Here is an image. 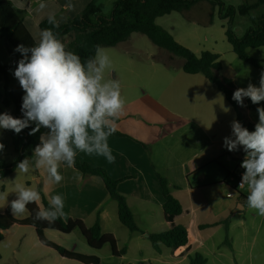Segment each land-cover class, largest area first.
Returning <instances> with one entry per match:
<instances>
[{
  "label": "crops",
  "instance_id": "0c3cea01",
  "mask_svg": "<svg viewBox=\"0 0 264 264\" xmlns=\"http://www.w3.org/2000/svg\"><path fill=\"white\" fill-rule=\"evenodd\" d=\"M10 1L20 11L17 15L22 20L21 37L30 35L34 42H38L42 31L40 23L49 15H54L60 26L80 14L94 0ZM41 3L46 5L42 10L39 8ZM69 4L71 8L66 7ZM13 59V63L7 65L11 67L8 71L9 84L10 74L14 73L17 65L14 56ZM167 69L171 74H180L175 72L176 68ZM185 78L196 80L197 84H173V89L179 91L181 97L173 98L172 95L164 100L142 92L139 99L125 102L123 115L114 123L115 130L124 136L112 134L108 138L115 156L113 163H109L104 156L77 152L81 161L104 168L113 179H123L117 190L125 197L143 233L131 232L121 223L118 204L98 176L83 174L65 163L59 167L63 180L58 184L50 182L47 171L41 167L42 186L37 190L40 200L36 203L41 209L42 195L50 202L53 196L59 194L64 199V220L80 219L87 227H92L99 219L102 233L112 234L118 249L126 250L119 257L111 252L112 258L117 260L107 264H189V255L195 252L205 256L206 264H264L262 249L254 253L259 239L264 241V237L261 238L262 228L258 227L250 238L244 221L236 220L234 207L240 205L239 199L225 183L227 171L235 166L233 160H239L234 169L237 174L242 169L240 161L244 159V156L239 158V151L230 152L223 146L224 137L231 135V122L236 120L235 110L215 95L213 100L205 98L203 86L208 89L207 83L198 74H188ZM229 78L236 86L234 79ZM188 90H196L197 93L191 96L187 94ZM173 100L180 102V106L173 105ZM254 112L247 110V115L256 124L258 115L254 114L258 112ZM29 160L35 164L34 158ZM157 173L167 179L172 195L183 208L174 222L187 228L188 243L175 250L161 244V250L156 251L145 236L171 228L170 222L165 219V198ZM1 187L3 192L5 188ZM229 195L232 197L229 198ZM243 208L248 207L244 205ZM28 216L29 212L26 216L14 217L23 220ZM1 232L4 235L1 241L7 239L8 233L13 237L10 248L16 264H49L50 257L55 264L70 262V259L43 245L36 229L31 226L15 224ZM59 233L45 230L44 235L54 243L57 241L58 245H65L63 247L68 250L96 255L103 264L100 254L103 247L100 250L91 248L79 230L65 234L67 237ZM221 233L224 237L220 238ZM69 238L72 239L70 243Z\"/></svg>",
  "mask_w": 264,
  "mask_h": 264
},
{
  "label": "trees",
  "instance_id": "16d2710c",
  "mask_svg": "<svg viewBox=\"0 0 264 264\" xmlns=\"http://www.w3.org/2000/svg\"><path fill=\"white\" fill-rule=\"evenodd\" d=\"M204 1L210 3L212 8L217 10L219 18L226 20V38L237 56L255 68L263 69L264 61L249 56L247 50L264 46V16L253 22L240 37L234 31V21L237 15H248L254 9L264 5V0H256L253 3L246 1L239 6L226 4L223 0H116L109 16L103 14L101 4L92 1L76 17L53 30L63 43L66 37H70L68 44H64L68 50L78 54L82 61H86L95 55L97 45L103 48L114 47L126 41L132 33L146 35L155 45L166 50L173 57L179 56L183 58L184 62L180 69L185 73L202 74L213 83L234 108L236 120L252 131L255 123L248 118L247 110L257 112L258 107H264V101L257 105L253 104L250 99L245 98L244 104L246 106H239L232 99L233 92L237 89L232 79L220 74L222 67L218 60L219 54L210 51L196 54L193 50L180 44L172 34L156 23L159 17L172 12L187 11ZM19 12L10 0H0V40L7 42L8 48L15 57L16 62L22 58L21 54L15 51L17 45L23 44L30 47L36 43L30 35L21 37L22 20L18 18L17 13ZM52 27L48 23V19L40 23L41 30ZM166 66L173 69L169 63H166ZM10 68L7 65H0V73L4 76L2 103L6 107H14L13 117L22 118L21 105L24 92L19 84L13 86L9 84L8 71ZM34 127L35 125L33 124L29 128L23 129L19 134L12 131L11 141L17 157L10 163L0 158V181L17 170V164L25 157L34 158L33 149L39 143L40 135L47 131L41 128L35 134H30ZM113 135L124 136L117 130H115ZM73 167L83 174L98 176L105 184L110 197L118 204V215L121 223L131 232L143 233L137 226L125 197L117 190L118 184L123 179H113L104 168L92 166L88 162L81 161L77 156ZM234 175L238 178L235 173ZM157 177L165 198L163 206L165 219L170 222L171 228L161 233H147L145 236L151 241L156 251L161 250V244L175 250L181 246H186L188 243L187 228L174 222L175 217L183 212V208L179 200L172 195L167 179L158 173ZM1 190H3V187L0 186ZM241 196L245 198L243 194ZM42 204L43 208L49 207V201L43 195ZM27 208L29 216L23 220L16 219L10 213L8 206L4 213H0V241L4 238L1 231L18 224L35 228L43 245L55 250L62 257L82 264H101V259L96 255H86L68 250L48 240L44 235L45 230H55L69 234L77 229L81 232L87 244L95 250H100L105 245H109L115 257L123 255L126 251L125 249H118L116 239L112 234L102 233L99 219L96 220L92 227H87L80 219L64 220L62 217L50 223L47 220H36L34 218L36 212L40 210L36 202L28 204ZM226 243H229L227 239ZM206 262L207 259L200 252L189 255V264H206Z\"/></svg>",
  "mask_w": 264,
  "mask_h": 264
},
{
  "label": "clouds",
  "instance_id": "9594fccd",
  "mask_svg": "<svg viewBox=\"0 0 264 264\" xmlns=\"http://www.w3.org/2000/svg\"><path fill=\"white\" fill-rule=\"evenodd\" d=\"M45 7L44 3L39 5L41 10ZM48 23L53 27L43 29L33 46L20 44L15 49L22 56L13 73L24 92L22 118L0 113V129L16 134L33 124L35 127L30 134L46 129L33 149L35 167L44 168L49 181L58 184L63 180L59 172L61 163L74 166L77 152L104 156L109 163L115 161L108 138L115 132V120L123 115L125 100L119 82L105 80V71L112 66L107 50L97 45L95 55L82 61L78 54L66 48L53 30L59 27L54 15L48 16ZM245 98L257 105L264 101V72L259 86L249 83L246 88L233 92L232 99L241 107L246 106ZM257 112L258 122L252 131L233 120L231 135L224 137L223 146L230 152L242 150L245 153L239 186L247 184V207L264 217V107H258ZM4 147L0 143V151ZM31 167L27 157L16 166L24 173ZM39 200L37 190L17 183L15 199L8 207L13 216L23 215L28 211V204ZM63 208L62 195H55L49 207L41 208L34 218L54 222L65 216Z\"/></svg>",
  "mask_w": 264,
  "mask_h": 264
},
{
  "label": "rangeland",
  "instance_id": "374dc122",
  "mask_svg": "<svg viewBox=\"0 0 264 264\" xmlns=\"http://www.w3.org/2000/svg\"><path fill=\"white\" fill-rule=\"evenodd\" d=\"M95 1V0H94ZM116 0H96L95 2L101 4L103 7V14L109 16L113 9V3ZM226 4L239 6L246 1L251 3L256 0H223ZM264 16V5L259 6L250 12V14L241 16L237 15L234 21V31L240 37L245 31L255 22L259 17ZM156 23L165 28L170 34H172L176 40L183 46L193 50L196 53L202 51H210L219 54V62L222 70L220 74L229 78H233L238 88H246L249 83L259 86V80L263 69H257L247 62L242 61L237 54L233 51L232 46L229 44L226 38V20L218 17L217 10L213 9L211 4L204 1L196 4L192 8L184 12H172L170 14L159 17ZM70 37L64 39V43L68 44ZM7 42L0 40V65H10L13 63V56L8 50ZM112 61L111 68L105 71V80H116L120 84V92L122 98L127 101H134L141 97L142 92L146 93L153 98H176L181 97L179 91L173 89V84L178 82H194L196 80H189L188 74L184 73L180 67L184 60L179 56L173 57L166 50L161 49L155 45L146 35L140 33H132L126 40L114 47H104ZM249 56L262 59L264 61V46L260 48H249L247 50ZM170 64V67L176 68L175 72L180 74H171L168 72L169 67L166 63ZM159 67V68H158ZM167 69V70H166ZM180 75H183L182 78ZM187 75V76H186ZM206 81V87L203 86L205 98L213 100V96L223 99V103L229 105L226 101L225 95L208 79L201 74ZM10 84L18 85V80L13 74H10ZM184 91V90H181ZM196 90H188V95H195ZM183 94V93H182ZM4 95V81L3 75L0 73V113H9L13 116L14 107H6L3 105ZM195 97V96H193ZM173 105L180 106V102L173 100ZM215 105V103H214ZM231 105V104H230ZM230 107V106H229ZM232 109V108H230ZM257 113V112H254ZM258 115V114H254ZM11 130L0 129V143L4 144V149L0 151V158L7 162H13L17 155L14 146L11 141ZM245 156V153L240 150L239 158ZM31 161V160H30ZM239 160H233V163L237 164ZM242 163V161H240ZM32 167L28 173L21 172L18 168L12 174L0 181V185L4 186V191L0 192V213L5 212L9 202L15 199V185L17 183L24 184L27 187H31L34 190L41 189V168H36L35 164L31 161ZM233 166L226 174V186L231 189L235 194L236 199H239L240 205H246V197L248 195L247 184L240 190L237 186V177L234 175ZM244 170V169H241ZM240 170V171H241ZM239 171V172H240ZM238 174V173H237ZM236 174V175H237ZM243 194V196H241ZM236 220H243L251 235L256 231L258 227L262 228L261 238L264 237V217L260 216L256 210L249 208H240L238 205L234 207ZM28 215V212L23 215H16V217H22ZM23 232L26 229H22ZM224 233V232H223ZM60 234V233H59ZM67 237L68 235L60 234ZM233 236H235L233 234ZM224 237V234H220V238ZM227 237V236H226ZM10 234L8 233L7 239L0 242V264H16V261L12 257L10 242ZM72 239H68L70 243ZM57 243V241H55ZM61 246V244H60ZM62 246H65L62 244ZM264 241L259 239L256 251L264 252ZM111 247L105 245L100 251L102 255L103 264L117 260L112 258ZM49 264H55L52 257L49 259ZM68 264H81L68 260ZM26 264V263H20Z\"/></svg>",
  "mask_w": 264,
  "mask_h": 264
},
{
  "label": "built area",
  "instance_id": "2783aa9c",
  "mask_svg": "<svg viewBox=\"0 0 264 264\" xmlns=\"http://www.w3.org/2000/svg\"><path fill=\"white\" fill-rule=\"evenodd\" d=\"M244 172V170H241L240 172H238L237 176H238V179H237V188H243L245 187V184L243 185V187L239 186L240 183H241V178H242V173ZM232 195H229V198H231Z\"/></svg>",
  "mask_w": 264,
  "mask_h": 264
}]
</instances>
